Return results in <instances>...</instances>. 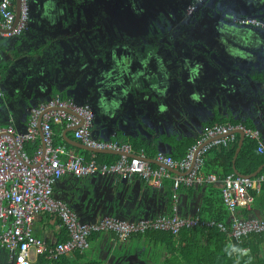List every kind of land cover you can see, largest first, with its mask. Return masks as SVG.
Here are the masks:
<instances>
[{
  "label": "water",
  "instance_id": "1",
  "mask_svg": "<svg viewBox=\"0 0 264 264\" xmlns=\"http://www.w3.org/2000/svg\"><path fill=\"white\" fill-rule=\"evenodd\" d=\"M88 1L28 0V20L22 34L13 38L0 36V46L12 52L8 60L0 62V89L6 91L5 84L9 79L10 88L13 89L9 99L4 100L5 97L0 99L3 102L0 107V122L5 121L10 113L19 114L22 122H26L32 109L49 101L55 93L61 94L68 89L74 90L75 96L79 99L85 96L90 98L89 102L75 100V104L91 103L93 120L90 138L95 141L109 142L113 139L128 138L129 141L147 148H154L158 154L169 156L173 148L171 142L181 140L182 134L188 140H196L200 136L203 129L196 128L191 115L193 111L204 110L213 115V118L201 122V125L213 123L214 116L221 115L226 121L233 120L242 125L250 123V126L260 133L264 144V92L259 91L260 82L247 74V77L237 78L238 88L226 84L228 75L236 71L238 76L245 71L243 64L246 56L243 53L236 58L230 56L231 58L220 59L223 64L227 63L233 68L227 73L223 68L216 72L217 92L211 93L208 89L198 87H193L192 91H189L187 85L191 83L195 85L202 81L200 68L202 59L208 63L214 59L208 50L202 53L200 58L194 47L195 57L192 59L179 57L177 53L171 51L160 54L154 50L133 51L127 56L113 50L100 54L98 52L100 47L95 41L92 42V38L59 37L58 30L63 24L62 17L65 16V11L74 9L75 6L81 11L83 3ZM50 4L54 10L49 9ZM67 13L69 14L68 11ZM18 14L17 0L16 18ZM21 45L29 47L22 51ZM116 48L117 46L113 47ZM245 51L246 48L243 47L242 52ZM247 54L252 60L250 57L252 55L249 52ZM23 63L25 64L23 71L18 75L14 73L13 67ZM190 73L193 81H189ZM254 81L257 83V89L251 87ZM167 85L177 87L178 100L170 101L166 98ZM12 105L16 108L15 112ZM40 122L41 119L38 128ZM71 130L74 131L76 128ZM234 135L238 137V142L232 162L233 174L237 177H246L234 166L245 136L242 131H235ZM71 142L76 148L89 153L122 156L119 152L96 151L75 140ZM145 155V159L149 160L147 154ZM134 156L133 153L128 155ZM156 164L162 165L158 162ZM263 169L264 166H261L247 177H255ZM177 173L180 174L178 171ZM90 177L95 181L91 184H100L103 181L106 182L105 185H109L106 189L108 192L115 189L114 199L109 201L110 204H107L98 218L96 207H91L92 201L89 202L84 209L85 215L77 211L79 222L95 224L106 218L134 222L155 218H148L149 207L144 200L138 203L132 200L138 192L137 180L142 181L139 177L119 178L115 175ZM84 178H76V181H82ZM131 182L135 183L132 185ZM175 209L177 216L189 218L178 213L176 204ZM197 215L195 213L190 217ZM130 251L131 249L122 247L114 241L108 248V255L112 257L114 264H131L127 256Z\"/></svg>",
  "mask_w": 264,
  "mask_h": 264
},
{
  "label": "built area",
  "instance_id": "2",
  "mask_svg": "<svg viewBox=\"0 0 264 264\" xmlns=\"http://www.w3.org/2000/svg\"><path fill=\"white\" fill-rule=\"evenodd\" d=\"M18 4L16 18L17 0H0V36L3 38L18 37L25 29L28 0H18ZM243 24L251 25L253 22L247 20ZM3 97L0 89V99ZM92 120L87 104L77 105L72 100L55 96L31 110L23 132H17L12 118L0 124V249L5 252L8 264H55L64 255L86 252L89 238L101 233L126 241L153 232H168L177 236L183 230L217 229L226 234L231 247L241 245L251 235L264 234V220L241 219L237 215L239 209H252L264 186V169L255 177L230 174L221 180L220 193L229 225L198 216L179 217L175 214V204L171 215L153 219L124 222L106 218L95 224L79 222L76 214L53 195L54 184L65 175L78 179L93 175L136 176L152 188H160L164 179H172V200L175 203L180 187L210 186L219 181L217 176L202 171L205 156L213 150L230 147L236 141L235 131H242L245 139L256 141L258 154L264 156V144L257 130L242 124L216 123L203 128L183 157L175 159L157 154L154 160L162 165L154 167L145 159L143 150L134 153L126 143L92 140ZM55 125L76 128L73 131L74 140L87 148L119 152L122 156L116 162L107 164L98 163L94 153L89 158L71 153L64 145L54 143L52 127ZM40 136L44 147H37L33 153H28L24 146L36 142ZM131 153L135 156L128 157ZM166 168L180 174L173 176ZM44 215L58 218L66 231L64 242L50 245L35 235L34 221ZM246 252L247 249H243L241 254Z\"/></svg>",
  "mask_w": 264,
  "mask_h": 264
},
{
  "label": "flooded vegetation",
  "instance_id": "3",
  "mask_svg": "<svg viewBox=\"0 0 264 264\" xmlns=\"http://www.w3.org/2000/svg\"><path fill=\"white\" fill-rule=\"evenodd\" d=\"M75 8L78 9L76 6L67 9L70 15L67 11L63 13L62 23L67 20L58 30L59 37L92 38V42L100 47V54L113 50L127 56L133 51L154 50L160 54L171 51L179 57L192 59L194 47L200 58L208 50L214 59L209 63L202 59V81L195 85L191 83L187 88L189 91L193 87L208 89L211 93L217 92L216 72L223 68L227 73L233 68L220 59L236 58L243 53L246 56L245 71L238 76L236 71L228 75L226 84L238 88L237 78L250 74L260 82L259 91L264 92V0H89L83 3V11ZM247 20L253 24L244 25ZM115 46L117 48L113 49ZM243 47L245 52H242ZM247 52L252 55V60ZM190 77L189 81H193L191 73ZM251 87L257 89L256 81ZM166 93L170 101L179 98L175 85H167ZM60 96L74 103L75 100H90L86 96L79 99L74 90L68 89ZM87 105L91 109V103ZM191 117L196 128L203 129L206 124L201 125V122L210 120L213 115L201 110L193 111ZM222 117L214 116L215 121L224 120ZM226 122L233 123V120ZM0 264H8L3 252Z\"/></svg>",
  "mask_w": 264,
  "mask_h": 264
},
{
  "label": "crops",
  "instance_id": "4",
  "mask_svg": "<svg viewBox=\"0 0 264 264\" xmlns=\"http://www.w3.org/2000/svg\"><path fill=\"white\" fill-rule=\"evenodd\" d=\"M49 9L54 10L51 4L49 5ZM20 47V49H22L23 51L26 50L29 46L21 45ZM11 53L12 52L10 49L5 50L0 46V62L3 60H8V58L11 56ZM24 67V63L15 65V67H13L14 73L16 72L17 75L20 74L23 71ZM9 81L5 84L7 88L6 91L2 90L4 97L6 98V96H8V99L9 94H12L13 92V89L10 88ZM9 90L10 92H8ZM60 95L58 93H55L54 95H52L51 99L55 96L61 97ZM62 97L65 100H68V98L64 96ZM2 105L3 102L0 100V107ZM12 109L13 112L16 111V108H14L13 105ZM29 116L27 117L26 122H22L21 116L19 114L15 113L14 115L10 113L6 117V120L1 121L0 124H5V122L9 118H12L15 122L14 125L17 132L21 133L26 128ZM247 128L253 129L250 125ZM52 131L54 143L56 145H64L66 150L78 156L80 155L85 158L90 157V155H87V153L89 152L76 148L75 144L71 142L74 141V134L71 128H66L63 125H55L52 127ZM181 136H183L181 140L177 142H171V146L173 148L172 154L169 156H171L172 158H181V154L185 153L188 147H190L197 140H188L183 134ZM125 141L128 142V138L118 140L113 139L109 142L123 143ZM24 147L25 150L26 147L27 149L29 148L32 150V152H28L26 150L28 153H33L37 147H42L41 136L36 142L26 144ZM219 151V149L213 150L205 156V163L202 169L204 173L213 174L218 177L219 181L216 184L210 186L198 185L193 187H180L177 190V198L174 203V201L172 200V179H164L160 188L149 187L144 182L137 180L138 192L132 198V200H134V202L136 203L144 200L145 204L149 207L148 210L150 213L147 214L148 218L168 216L170 214V204H176V206H178V213L181 216L190 217L195 213L199 215L200 211H202L203 209L205 200L208 197H211L214 201L215 199L217 200V194L221 189V179H219L218 176L221 172L218 168L220 163ZM133 152L139 153L140 150L138 152ZM157 154L158 153L154 148H149V154L147 156L154 167L159 166L154 160ZM166 169L170 172L171 175H178L177 171L169 168ZM91 182H95L91 177H86L82 181L77 182L75 177L71 175H65L54 184L53 195L57 200H60L65 203L76 214V216L77 211L85 215L86 211L84 209L86 205H88V203L92 201L91 207H96V218H98L101 212L105 210L109 201H112L114 199L115 189L113 188V191L111 190V192H108L106 189L109 187V185H105L106 182L101 181L100 184H91ZM133 183L135 182H131L132 185ZM208 193L211 195H209ZM69 202L71 203L70 205ZM237 215L241 219H254L258 221L264 220V193L259 194L251 210L247 211L239 209ZM33 231L36 236L40 237L42 240H44L50 245L60 243L67 238L65 229L61 226V223L58 218L53 215H44L40 216L39 218H36L33 225ZM114 241H116L122 247L124 246L127 249H131L130 253L127 255L130 259L129 262L131 264H163L168 258V250L163 244L155 243L146 237H132L126 241H119L112 234L101 233L98 235H94L89 240V249L84 252L85 260L95 261L100 264H114V260H112V257L108 255V248ZM228 246L230 245L228 244ZM260 251L262 257H264V241L260 246ZM2 252L5 254L3 250H0V256Z\"/></svg>",
  "mask_w": 264,
  "mask_h": 264
},
{
  "label": "trees",
  "instance_id": "5",
  "mask_svg": "<svg viewBox=\"0 0 264 264\" xmlns=\"http://www.w3.org/2000/svg\"><path fill=\"white\" fill-rule=\"evenodd\" d=\"M216 123L224 124L227 122L218 120L208 125ZM232 124L240 123L233 122ZM237 142L238 137H236V141L230 147L219 148L220 163L218 168L221 172L218 176L221 180L227 175L233 174L232 162ZM123 143L129 144L135 152L143 150L145 154H149V148L144 145L133 141H125ZM257 148L258 143L256 141L244 140L234 165L240 174L248 176L255 173L261 166H264V156L258 154ZM26 150L32 152L27 147ZM185 153L181 154L180 157H183ZM87 155L90 154L87 153ZM95 158L98 163L107 164L114 163L119 159V157L109 154H96ZM261 191V193H264V186ZM217 197V200L215 199L216 202L211 197L205 200L203 209L200 211L198 217L224 222L229 225L228 213L223 205L220 190ZM172 206L173 204H170L169 215L172 213ZM141 237L138 236V238ZM144 237L155 243H161L166 247L168 258L163 264H264V257H262L260 251V246L264 241V234L251 235L241 245H235L231 248L227 244L226 234L219 232L217 229L196 228L193 230H183L177 236L168 232H153ZM243 249H247L245 254H241ZM84 256V253L74 252L70 256L64 255L60 257L55 264H100L95 261H86Z\"/></svg>",
  "mask_w": 264,
  "mask_h": 264
}]
</instances>
